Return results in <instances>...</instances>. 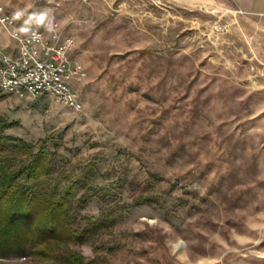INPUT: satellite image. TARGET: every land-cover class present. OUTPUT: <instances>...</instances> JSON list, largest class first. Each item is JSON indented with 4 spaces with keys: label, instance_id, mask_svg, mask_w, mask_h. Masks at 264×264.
<instances>
[{
    "label": "rangeland",
    "instance_id": "374dc122",
    "mask_svg": "<svg viewBox=\"0 0 264 264\" xmlns=\"http://www.w3.org/2000/svg\"><path fill=\"white\" fill-rule=\"evenodd\" d=\"M0 5L24 28L89 37L87 55H72L84 65L70 80L80 111L0 92V115L20 123L6 133L36 150L43 140L55 167L92 163L90 182L105 195L77 208L80 223L119 206L73 246L87 264H264L262 10L251 0Z\"/></svg>",
    "mask_w": 264,
    "mask_h": 264
},
{
    "label": "trees",
    "instance_id": "16d2710c",
    "mask_svg": "<svg viewBox=\"0 0 264 264\" xmlns=\"http://www.w3.org/2000/svg\"><path fill=\"white\" fill-rule=\"evenodd\" d=\"M19 124L0 115V258L33 256L60 264H87L73 246L110 225L119 206L80 223L77 208L105 195L90 182L92 163L79 170L55 167L54 154L45 150L43 140L36 150L35 144L6 133ZM142 199L134 204L147 202Z\"/></svg>",
    "mask_w": 264,
    "mask_h": 264
},
{
    "label": "built area",
    "instance_id": "2783aa9c",
    "mask_svg": "<svg viewBox=\"0 0 264 264\" xmlns=\"http://www.w3.org/2000/svg\"><path fill=\"white\" fill-rule=\"evenodd\" d=\"M0 31L5 32L14 43L12 52L0 49L2 94L49 96L71 109H82L81 97L70 81L73 77H81L74 68L76 61L71 53H65L66 58H61L57 50L62 47L67 32L58 26L47 31L35 27L22 31L2 5ZM53 34L58 38L53 39ZM77 104L81 105L79 109Z\"/></svg>",
    "mask_w": 264,
    "mask_h": 264
},
{
    "label": "clouds",
    "instance_id": "9594fccd",
    "mask_svg": "<svg viewBox=\"0 0 264 264\" xmlns=\"http://www.w3.org/2000/svg\"><path fill=\"white\" fill-rule=\"evenodd\" d=\"M16 15L18 16L19 13H16ZM63 23H67V22L65 21ZM63 23H62L61 27H63ZM57 38H58V35L53 34V39H57ZM88 38L89 37L87 35L78 34V33H68L67 35L64 36L62 47L57 49L58 55L61 58H66L65 53H71L74 56L77 53L87 55V51H86V49L83 48V46L85 45V42L88 40ZM83 67H84V65L81 64L79 62V60H77L74 64L75 71L77 73H80L81 76H83V72H81V69ZM117 91H119V90L117 89ZM30 98L31 97H29V99ZM80 107H81V105H79V104L76 105V108L79 109ZM121 118H123V117L121 116ZM260 255H264V252L260 253Z\"/></svg>",
    "mask_w": 264,
    "mask_h": 264
},
{
    "label": "crops",
    "instance_id": "0c3cea01",
    "mask_svg": "<svg viewBox=\"0 0 264 264\" xmlns=\"http://www.w3.org/2000/svg\"><path fill=\"white\" fill-rule=\"evenodd\" d=\"M251 3L253 4V8L262 10V12L264 13V0H251ZM18 27L22 30V31H26L27 29H29V27H22L21 24L18 23ZM0 47L5 50L6 52H12L13 51V40L11 41V39H9L8 35L5 32H0ZM9 39V43H7Z\"/></svg>",
    "mask_w": 264,
    "mask_h": 264
}]
</instances>
